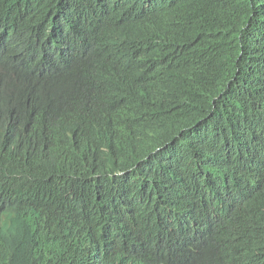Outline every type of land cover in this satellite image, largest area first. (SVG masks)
<instances>
[{"label": "trees", "instance_id": "trees-1", "mask_svg": "<svg viewBox=\"0 0 264 264\" xmlns=\"http://www.w3.org/2000/svg\"><path fill=\"white\" fill-rule=\"evenodd\" d=\"M263 192L264 0H0V264H242Z\"/></svg>", "mask_w": 264, "mask_h": 264}, {"label": "clouds", "instance_id": "clouds-1", "mask_svg": "<svg viewBox=\"0 0 264 264\" xmlns=\"http://www.w3.org/2000/svg\"><path fill=\"white\" fill-rule=\"evenodd\" d=\"M255 204L247 228L249 239H246V242L242 241V238L245 239L244 236L240 233H232L231 230L220 232L221 235L218 236L222 240H218V236L214 235L208 241L227 256H240L242 264H253L259 257L264 258V192L260 194ZM257 206L261 208L257 210ZM251 240L254 241L259 251H256Z\"/></svg>", "mask_w": 264, "mask_h": 264}, {"label": "water", "instance_id": "water-1", "mask_svg": "<svg viewBox=\"0 0 264 264\" xmlns=\"http://www.w3.org/2000/svg\"><path fill=\"white\" fill-rule=\"evenodd\" d=\"M80 97V96H79ZM82 120V119H81ZM71 121V120H70ZM69 121V122H70ZM68 129H69V132L70 133H72V132H76V130H75V126H71V127H68Z\"/></svg>", "mask_w": 264, "mask_h": 264}, {"label": "bare ground", "instance_id": "bare-ground-1", "mask_svg": "<svg viewBox=\"0 0 264 264\" xmlns=\"http://www.w3.org/2000/svg\"><path fill=\"white\" fill-rule=\"evenodd\" d=\"M212 208V207H211ZM12 229H13V227H12ZM228 229V228H227ZM222 231V230H221ZM227 231V230H226ZM96 256V255H95ZM134 258V257H133ZM135 261H136V259H135ZM137 262V261H136Z\"/></svg>", "mask_w": 264, "mask_h": 264}]
</instances>
